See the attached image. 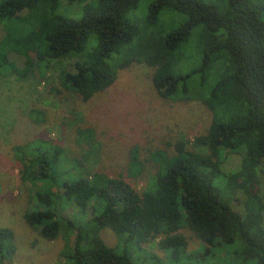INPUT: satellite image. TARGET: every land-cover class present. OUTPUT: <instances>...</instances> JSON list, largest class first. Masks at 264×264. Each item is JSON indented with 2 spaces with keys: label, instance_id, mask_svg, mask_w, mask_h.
Returning a JSON list of instances; mask_svg holds the SVG:
<instances>
[{
  "label": "trees",
  "instance_id": "16d2710c",
  "mask_svg": "<svg viewBox=\"0 0 264 264\" xmlns=\"http://www.w3.org/2000/svg\"><path fill=\"white\" fill-rule=\"evenodd\" d=\"M63 1L81 11L78 19L59 13L61 0L0 1V75L24 79L51 61H73L60 71V85L86 101L110 87L119 70L142 63L154 69L151 80L161 98L201 101L212 120L190 147L179 141L171 155L152 153L157 170L142 190L122 175L80 169L57 176L54 164L63 150L51 142L15 146V157L25 163L22 182L34 189L26 225L46 240L61 236L60 254L69 264H134L129 249L153 242L177 259L187 246L180 233L186 226L206 254L237 241L242 264H264V227L250 189L256 172L264 171L263 0H152L142 26L128 16L140 0ZM164 14L180 21L167 26ZM114 55L123 57L112 65ZM223 149L243 155L239 174L223 173ZM136 158L131 167L139 174ZM73 162L82 168L79 159ZM237 176L248 194L243 219L220 195ZM104 229L115 235V246L103 241ZM15 252L13 231L0 228V263Z\"/></svg>",
  "mask_w": 264,
  "mask_h": 264
},
{
  "label": "rangeland",
  "instance_id": "374dc122",
  "mask_svg": "<svg viewBox=\"0 0 264 264\" xmlns=\"http://www.w3.org/2000/svg\"><path fill=\"white\" fill-rule=\"evenodd\" d=\"M151 1L140 0L128 15L129 19L142 26ZM58 11L76 19L81 12L63 0ZM162 21L170 26L180 19L164 14ZM3 36L0 25V40ZM194 49L195 45L191 42L188 50ZM128 53L129 49H126L124 58ZM123 56L114 55L111 64L119 62ZM9 58L19 68L24 66L22 58L14 54H10ZM72 63L68 60L51 61L45 68H35L24 79L7 72L0 75V228L13 231L16 247L15 254L0 264H69L60 254L65 245L61 236L46 240L23 220L24 213L32 205L33 188L22 182L21 171L25 163L15 157V146L34 140L51 142L63 150L54 164L57 176L71 170L80 172V169L108 177L122 175L137 190H142L157 170V165L150 161L152 153L162 151L171 155L174 144L179 141H188L190 147L193 138L205 134L211 123L212 113L201 101L161 98L151 80L154 69L142 63L119 70L110 87L84 101L80 95L65 91L60 85V71L71 69ZM190 64L196 65L197 61ZM89 133L92 138L86 141L85 136ZM134 153L141 169L139 174H134L131 167ZM220 158L225 175L239 174L243 158L241 153L223 149L220 150ZM72 159H79L82 168ZM241 183L242 179L237 176L229 188L221 190L220 195L243 219L248 194L240 186ZM250 189L256 196L253 202L255 208H259L260 224L264 227V171L261 168L256 172V182ZM71 212L68 209L64 214L68 217ZM180 233L186 237L187 246L179 258L173 259L170 252L160 250L153 242L131 247L132 262L242 264L235 254L239 242L222 249L215 247L206 254L203 243L187 226ZM101 237L106 245H116V237L109 229L102 230ZM245 264L254 263L248 261Z\"/></svg>",
  "mask_w": 264,
  "mask_h": 264
}]
</instances>
